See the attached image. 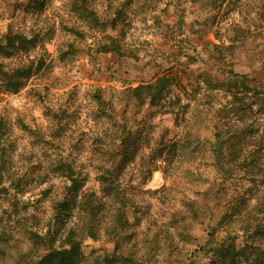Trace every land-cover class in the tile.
Returning <instances> with one entry per match:
<instances>
[{
	"label": "rangeland",
	"instance_id": "374dc122",
	"mask_svg": "<svg viewBox=\"0 0 264 264\" xmlns=\"http://www.w3.org/2000/svg\"><path fill=\"white\" fill-rule=\"evenodd\" d=\"M9 32L36 46L0 56L2 68L37 71L16 93L0 80V264H32L70 226L81 264H229L232 239L236 263L264 264V237L242 230L264 217V115L242 87L264 91V0H0ZM163 76L167 97L137 107L132 89ZM219 131L236 156L222 169ZM66 164L77 200L98 206L94 239L78 205L57 217Z\"/></svg>",
	"mask_w": 264,
	"mask_h": 264
},
{
	"label": "trees",
	"instance_id": "16d2710c",
	"mask_svg": "<svg viewBox=\"0 0 264 264\" xmlns=\"http://www.w3.org/2000/svg\"><path fill=\"white\" fill-rule=\"evenodd\" d=\"M80 7L83 9L82 14L86 18L90 19L93 22H98L93 11L90 10L87 6H81L78 2L73 3V9L76 12L79 11ZM100 25H102L104 28L109 25L114 27V22L112 21L110 23H105L104 25L100 23ZM33 46H36L34 38H28L23 34L9 32L3 37L0 36V56L3 57H10L15 54V52L28 50ZM115 49L117 50L118 47H115L114 49L106 45L100 47V51L104 53L115 51ZM36 71L37 70H34V68L30 65L17 67L11 70H4L0 65V80L4 84L6 91L10 93H16L21 88H23L25 82L30 79L36 73ZM221 83L222 82H214L216 86H220ZM170 86L171 82L170 80H168V78H166L165 76L159 77L154 82L140 84L133 88L131 91L132 100L134 104L139 108L143 107L147 103H149L151 106H158L167 97L170 91ZM242 87L247 93L252 92L255 93L256 96L259 95L258 97L261 101L258 103V108L264 115V91L259 92L258 94L256 89L250 87L245 83H242ZM232 99L233 101L241 100V98H238L235 92L232 94ZM227 138L226 135L222 133V131H219L217 132V134H215V140L213 143H211L210 146V150L216 161L215 165L219 169L224 168L226 161L228 162V155L229 157L235 156V154H233L231 151H227ZM121 144L123 147V151L126 152L128 140H123ZM124 152L123 157L124 155H128L127 153L124 154ZM59 170H61L63 173H68L67 177L70 181V184L66 187L65 190V200L57 204L56 210L59 214L57 215V217L60 218V213L68 211L69 209H71V206L78 205V209L85 216V228L87 230V236L94 239L96 237V231L94 227L95 222L97 221L96 215L98 206L94 205L93 202H91L92 200H90L86 194L83 195V198L81 197L79 200H77L78 193L81 189V183L79 182L78 178L74 176L73 171L71 170L69 165H61ZM99 179L102 188L109 192L106 195L110 197L112 195L110 193L112 191V188H110V186L106 184L109 183V178L107 176H100ZM257 208H259L260 213L262 212L264 214V203H259V205H257ZM115 217V221L122 225L121 217H123V208L120 207L116 210ZM249 227L252 228L253 235L259 238L264 237V217L254 220V224H252V222L250 221H243L242 230L245 233H248L250 231ZM43 239L44 238H42L41 236L33 237V241L37 244H40ZM49 249L50 250L44 256H42L41 259L34 261L32 264H81V239L78 237L76 228H74L73 226H70L68 232L62 238L61 244L59 246H51ZM221 249L222 254L227 259L229 264H239L235 262L237 257L244 255L245 253V251L238 250L236 248L234 239H232V241L228 240L227 242H225V244L221 246Z\"/></svg>",
	"mask_w": 264,
	"mask_h": 264
}]
</instances>
